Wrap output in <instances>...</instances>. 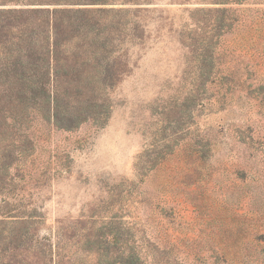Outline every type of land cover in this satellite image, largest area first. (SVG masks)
<instances>
[{
	"label": "rangeland",
	"instance_id": "374dc122",
	"mask_svg": "<svg viewBox=\"0 0 264 264\" xmlns=\"http://www.w3.org/2000/svg\"><path fill=\"white\" fill-rule=\"evenodd\" d=\"M0 264H264V0H0Z\"/></svg>",
	"mask_w": 264,
	"mask_h": 264
}]
</instances>
